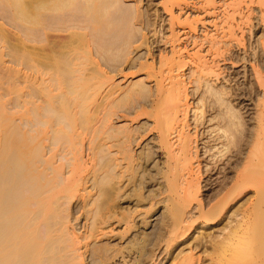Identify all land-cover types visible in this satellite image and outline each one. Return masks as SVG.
<instances>
[{"label": "rangeland", "instance_id": "374dc122", "mask_svg": "<svg viewBox=\"0 0 264 264\" xmlns=\"http://www.w3.org/2000/svg\"><path fill=\"white\" fill-rule=\"evenodd\" d=\"M10 1L0 0V139L5 140L4 137L6 136L8 141L16 145L19 150L27 147V149H30L29 151H34V145L37 150L43 148L42 153L44 151L43 155L47 158L51 156L50 154H56L55 161L52 160L53 165L55 164L52 166V170L56 172L60 169L58 171L60 174H57L56 179H54L59 181L61 177L60 180L65 179L66 185L68 183L69 186H73L75 182L78 185L76 188L74 185L73 189L75 188V191L61 192L57 195L58 198L62 197L56 204L58 211L55 219L57 226L60 222H63L62 224L65 226L61 225L64 228L62 230H66V236L63 239L66 238L67 241L64 240V243L70 244V239L73 243H78L79 248L75 247L77 251L79 250L77 253L80 254L81 259L78 263L182 264L186 262L185 258H191L195 264L215 263V259H212L210 254H213V245H217V242H219L217 241L215 244L214 241L221 240L223 237L221 234L224 233L222 228L228 218L224 215L221 219L215 220L216 225L209 226V224L216 222H206L204 218H200L199 205H202V209L205 206V211H209L221 201L220 198H211L213 191L217 190L214 179L215 182H218L221 175L215 174L209 179L207 174L204 173L206 164H213L217 158V155L212 158L210 155L214 154L220 146L208 153V148H205V142L208 140L201 137L203 130L198 134L202 140L198 141L197 147H199L196 156L194 155L195 145H193L190 167L193 176L188 181L192 180L193 183L199 184V191L192 193L190 204L182 208L180 203H177L176 198L173 200L172 196L170 197L172 193L168 191V184L172 178L168 177L166 152L160 149L158 131L155 129L154 124L155 120L153 115L150 114L152 112L150 105L154 100L155 85L154 81L147 77L149 72L147 65L151 67V60L157 59L158 61L159 57L172 62L171 65L173 66L170 67L173 68L176 79L182 82L181 89L187 96L184 103L188 107L186 118L179 115L176 127H179L178 130H182L184 136L188 134L193 137L195 125L193 108L200 105L199 99L206 96L204 89L193 83V77H191L195 67L193 61L205 58L203 60L208 61V65L213 66L214 69H217L216 65L223 68L221 63L213 64L206 51L209 47L208 39L217 40L223 33L228 32L224 13L229 9L224 5L229 4L230 0H171V2L165 0H110L115 5L111 12L114 24L108 29V32L106 30L101 31V33L95 32L92 35L93 37L87 39L92 40L91 43L94 42L99 50L100 62L102 63L100 71L104 79L106 78L108 81L104 86L103 90H106L103 92L102 98H99L98 103L101 104V107L104 106L101 108L98 118H102L103 114L110 111L107 109L108 103L106 98V101H104L103 95L111 88L113 95L115 94L114 98L112 96L113 99L110 100L114 102L112 105V113L114 114L105 121L106 124L104 123L103 126L95 120V122L90 123L92 120L89 117L95 107L91 105L88 96L87 110L85 108V113L82 115L80 113V116L77 115V129H81L77 131L81 135L73 140L69 148L68 145L60 144L54 152H50L48 148L45 149L44 147V143L45 146L49 144L47 140H49L50 134L47 135L48 137L45 136V141L40 139L31 141L32 136L29 132L31 130L32 113L42 114L40 112L43 111L41 107L44 108L42 104L45 101V105L49 100L45 96L48 94L46 92L48 87H52L56 91L49 88L50 91L52 90L51 99L54 97L51 100V105H54L52 108L55 107L54 110L57 112L56 106L60 104L58 99L62 96L55 88L60 82V84H64L65 81L70 83L72 79L74 80L73 76L76 75L75 80H82L79 84L81 82H89V84L91 82L92 84V79L90 80L92 74L90 73L94 70V65L91 67L89 64L84 63L83 71L81 70L82 73L80 72L78 75L72 71V69L78 70L75 67L72 68V64L68 66L64 63L65 66L63 65L65 60L69 61L71 58L78 57V55L83 57L81 52L83 50H78V48L81 49L82 47L83 43L81 41L83 42V39H85L83 37L85 32L83 34L82 31H77L76 26L73 27V24L74 22L75 25L77 23L78 28L83 31L84 28L85 30L88 27L91 28V16L94 15L93 9H91L92 13L89 12L93 14L91 15L87 13L88 11L86 12L88 9L85 8L91 2L86 3L85 0H78L72 7L67 9V12H63V14L66 13V16L62 15V18L70 15L68 18L73 20V23L71 21L72 24L66 22L70 21L67 18L62 19L58 16L60 17L58 20L56 15L50 16L51 18L44 16L41 18L40 25L38 24L35 28L36 33H33L35 32L34 27H31L33 31L29 32L32 29L24 21L25 16L30 11L32 12L33 6L36 7L35 5L45 4V2L48 3L52 0H18L19 3L23 2L24 6L27 5L23 12L16 10L14 3ZM245 1L248 2L249 0ZM256 5H250L249 9L244 8L240 14L234 15V21L229 22L235 25L242 24V26L233 27L236 39H239L244 45L249 46L250 44V48L252 47L254 52L261 54L260 43L264 38V7ZM115 10L119 13L116 14ZM43 23L47 24L46 27L43 26ZM69 24L75 29L68 28L70 27ZM79 24L84 28L82 27V29ZM252 26L256 27L253 29V33L250 32ZM46 29L50 38H47L44 34L47 33V31L45 32ZM183 30L188 32L187 37L184 36ZM89 31L87 30L88 33ZM249 36L251 37L249 38ZM24 37L29 41L27 42ZM32 39L34 41H30ZM242 47H238V50L233 49L236 52L235 55L243 56ZM34 60L36 62H33ZM68 61L66 63H74L73 60ZM35 63L37 67H35ZM31 65L34 67L32 66V68ZM63 67L64 69L66 67L72 68L70 71L72 74L66 72V77L68 76L67 78L71 80L64 78L63 81L62 76L65 75L64 72L68 69L64 71ZM34 68L35 70H33ZM248 70L251 69L248 68ZM238 71H240L239 85L243 87L247 83L243 78L242 71L244 70L239 68ZM43 72H47V74H43L42 78L41 73ZM60 73L62 76H60ZM89 76L90 78L86 79ZM54 77L56 78L53 79ZM42 79H44V83ZM52 82H55V85L50 86V83L53 84ZM66 84L69 86L68 83ZM217 84L214 86H217ZM73 85L70 83V86ZM232 85L233 83L230 85L225 83L224 88L229 91V87L231 88ZM110 86L112 87L110 88ZM196 87L200 89L197 88L196 90ZM33 102L35 105H30ZM245 103L249 104V102ZM70 104L72 103L69 102ZM235 104V102L230 103V108H233ZM32 106L37 111H31L33 110ZM250 108V118H254L255 111L252 106ZM235 112L238 114V108H235ZM149 114L152 116L150 117ZM212 116H215V114ZM249 121L254 126L255 121L252 119ZM80 123L83 124L82 126L86 130L79 126ZM183 124L189 125V128H183ZM97 129H99L100 134L98 139L93 141L90 137L92 133L90 130L96 131ZM125 136L129 140L127 139L128 141L124 142L122 139ZM109 139L111 140L109 141ZM117 139H119L118 143L120 144L117 143ZM175 140L173 139V142H175L174 149L178 147V142ZM29 142L31 143L29 144ZM127 142L128 144H124ZM120 145L122 147L119 152L117 146ZM206 146L208 145L206 144ZM57 151L61 152L58 153ZM121 151H124L123 153L127 155H125L124 160L121 159L123 154ZM117 152L121 153L120 156ZM60 153H63L62 156L65 153L67 154H65L67 162L60 160V158V161L58 160ZM93 154L96 158L95 161L91 159ZM72 157L76 158L72 159ZM25 159L26 156L22 153L16 156L17 172L25 166ZM127 159H129V162H127ZM23 175L25 176V172L21 177ZM178 180L179 187L184 188V179L180 178ZM209 181H212L213 185ZM170 199L172 200L170 201ZM258 200L259 198L254 194L249 195L243 201L233 204L231 212L243 203L245 204L242 209H246L247 206L256 204ZM188 227L190 230L182 235L181 233ZM63 233L61 237L64 235ZM210 235L214 238V241L210 239ZM218 236L220 239H218ZM207 255L209 256L207 257Z\"/></svg>", "mask_w": 264, "mask_h": 264}, {"label": "bare ground", "instance_id": "6f19581e", "mask_svg": "<svg viewBox=\"0 0 264 264\" xmlns=\"http://www.w3.org/2000/svg\"><path fill=\"white\" fill-rule=\"evenodd\" d=\"M76 1L78 0H52L48 3L45 2V4L35 5L36 7L33 6L32 12L30 11L27 16H25L24 21L27 22V25H29L30 29L34 27L35 32L33 33H36L35 28L40 23L42 17L49 16V18H51L50 16L56 15L59 20L60 17L62 18V15L66 14H63V12H67V9L72 7ZM85 1L86 3L88 1L91 2L88 3L90 6L87 5L89 7L85 6V8L88 9H85L86 12L88 11L87 13L91 14L93 11L94 14H91L93 15V17L91 16L92 23L90 22L92 24L91 28H87L88 31L90 30L92 32L89 31L88 33L83 26L82 27L84 28V31L79 29L78 24L76 23L75 25L74 22L73 27L76 26L75 28L77 31H82V33L85 32V34L83 33L84 35L82 34L85 39L82 37L83 42L81 41V43H83V48L81 45V49L78 48V50H83L81 51L83 57L77 54L78 57L70 59L73 60L74 63H66L68 60H65L63 61V65L65 66L66 64L69 66L72 64V68L75 67L78 69L75 71V69L73 70L71 68L75 74L77 73V75L80 72L82 73V69L85 66L84 63L89 64L91 67L94 65V70L92 69L93 71L91 70L92 73H90L92 74L91 78L90 76L88 78L84 77L86 79H92V84L91 82L90 84L89 82H81V84H79V82L82 80H75L76 75L75 77L73 76L74 80L72 79V82L70 81L71 85L74 84L73 86H70V83L66 81L64 84L62 83L63 85L60 84V82L55 88L61 93L60 96H62L60 99H58L60 100V104L58 103L59 106H56V110L60 111H57L58 113L54 110L55 107L52 108L54 105H51V100L54 98L53 97L51 99L53 88L51 87L52 90L50 91L51 88L46 85L48 87V89H46L48 94L46 93L47 95L45 96H47L49 99L47 100L48 103L45 104L46 107L44 105L45 101L42 104L44 106V108L41 107V109H43V111H40L42 114H37L34 112L32 113L30 122L31 130L29 132L32 136L31 141L38 139L44 140L45 136L48 137L47 135L50 134L51 136L49 135L50 138L47 140V142L49 141V144H46L45 146L44 143L45 149L48 148L50 152H54L56 149H58L60 144L68 145L69 148V146H71L73 143V140L81 135L78 132L81 129H77V115L80 116V113L81 115L85 113L88 96L90 98L91 105L95 107L93 112H91V116L89 117V119L92 120L90 123H93L95 120L100 122V125L103 126L105 121H107L114 114L112 113V105L114 102L110 100L114 98L115 94L113 95L111 88L112 86H110L111 89L106 91V93L103 95L104 101L107 100L108 103L107 109L110 111H107L105 114L101 112L103 116L102 118H98L100 110L104 106L103 105L101 107V104L98 103L99 98H102V94L106 90H103L104 86L108 81L106 78L104 79L100 71V67L102 65L100 62V52L94 45V42L91 43L92 40L89 41L87 38L93 37L92 35L95 32L101 33V31L105 30L108 32V29L114 24L111 12L115 5L114 2H111L110 0ZM165 1L171 2V0ZM10 2L14 3L15 6L13 4L12 5L16 8V10L22 12L27 6H24L23 2V4L21 2L19 3L18 0H11ZM253 4L264 7V0H249L248 2L245 0H230L229 4L224 5L227 6V9H229L224 13L225 24L228 25V32L223 33V35L217 40L208 39L209 47L206 51L207 54L210 56L213 64L221 63L223 68L220 65H216L217 69H214L213 66L208 65V61L203 60L205 58H200V60L197 59V62L193 61V64L195 65L191 73V77H193V83L199 87L201 86V88L204 89V93L206 94L204 98L199 99L200 105H198L196 108H193L195 112L193 137L188 134L184 136L182 130H178L179 127H176L178 124L177 120L180 117L179 115H182L181 117L186 118L188 107L187 104L184 103L187 96L181 89L182 82L176 79L177 77L173 74L174 70L171 68L173 66L171 65L172 62L159 57L158 61L157 59L151 60V67L147 65V68L149 69L147 77L152 79L155 85L154 100L152 101V105H150L152 112L150 114L153 115L155 120L154 124L155 129L158 131V143L160 145V149H163L166 152L167 168L169 173L168 177L172 178L168 184V191L172 193L170 194V197L172 196L173 200L176 198L177 203H180L182 208H185L190 204L192 193L199 191V184L193 183L192 180L188 181L189 178L191 179L193 176L191 175L192 173L190 169L193 156V145H195L194 155L196 156L198 153L197 149L199 147H197L198 141L202 140L199 138L198 134L201 130H203L201 137L208 140L205 142L208 145L206 146L205 144V148H208V153L220 146V148H217L214 154L210 155L211 158L217 155V158L215 157L216 159L213 164H206L204 173L207 174L209 179L215 174L221 175V177L218 178V182H215L214 179V185L217 187V190L213 191L211 194L212 199L220 198L221 201H219V203H217V205L212 207L209 211H205V206L202 209V205H199V217L204 218L206 222L215 221L219 218L221 219V217L224 215H226L228 218L225 226L222 228L224 233L221 234L224 238L222 237L221 240L215 239L216 241H214V238H212L211 235L209 236L211 237L210 239L214 241V243L219 241L217 242V245H213V252L211 250L213 254H210V256L216 261H214L215 263L213 264H264V38L260 43L261 54L254 52V49L252 47L250 48V44L249 46L247 44L244 45L239 39H236L237 37L235 36L236 33L235 30L233 31V27H239L240 25L242 26V24L235 25L229 22L231 20L234 21V15L240 14L244 8L249 9V6ZM91 9L93 10L91 11ZM118 11L115 13L117 14ZM115 13L113 12V14ZM68 17H70V15L66 17L67 20L69 19ZM66 18L63 17L62 19ZM69 20L70 21L66 22L72 24L73 20H71V18ZM45 25L47 24L43 23V26ZM71 27L72 26L70 25L68 28ZM255 28L256 27L252 26L250 32L253 33V29ZM31 31H33V29L29 30V32ZM46 31L47 33L44 34H46L47 38H50L47 29L45 32ZM183 31L184 36L187 37L189 35L188 32L185 30ZM250 37L251 36H249V38ZM36 38L37 37L34 39ZM28 39H30V37H28ZM28 41L29 40H27V42ZM30 41L34 40L32 39ZM195 42L193 43L196 44ZM59 43H61V41H59ZM57 45L56 47H58ZM241 46H243L241 48L243 51L242 57L235 55L236 52L233 50ZM90 47H93L94 50ZM33 62L36 61L34 60ZM58 65L59 64L57 63V66ZM32 66L33 65H31V67ZM35 67H37V65ZM239 68L244 70L242 71L244 74L243 78L247 81L243 87L239 85ZM248 68L251 70H248ZM66 69L67 71H65ZM66 69H64L65 77L60 73L63 81L64 78L68 79V76L66 77V75L71 71L69 67H66ZM33 70H35V68ZM41 74L43 78L47 72H43ZM55 78L56 77L53 79ZM42 80L44 83V79ZM52 83L53 84L50 83V86L55 85V82ZM66 83H68L69 86H67ZM225 83L229 85L233 83L231 88L229 87V91L224 88ZM215 84H217V86H214ZM199 87H196V90ZM256 95H258L257 98H255ZM42 96L45 97L44 95ZM69 102L72 103L70 104L71 107ZM233 102L236 104L233 105V108H230L229 104ZM245 102H249V104H246ZM30 105H35V103H30ZM251 106L255 111L254 118H250L249 115ZM32 107L33 110L31 111H37L34 106ZM235 108H238V114L235 112ZM102 110L104 111V109ZM150 114L149 116L151 117L152 115ZM213 114H215V116H212ZM250 119L255 121L254 126L250 123ZM82 125L80 123L79 126L81 127ZM183 125V128H189V125ZM82 127L84 130H86L84 126ZM91 130L90 132L92 133L90 134V137L93 139V141H96L100 131H98L99 129L96 131ZM4 138L6 139H0V264H79L78 261L80 259V254L77 253L79 250L77 251L75 248L78 247V243L76 244V242H74V244L71 239L69 240L70 244L67 245L64 243V240L65 242L67 241L66 238L63 239V237L66 236V230H62L65 226L62 224L63 222H60L61 224L58 222V226L55 223L58 211V206L56 204L60 201V197H62L60 196L58 198L57 195L61 192L75 191V188L78 187V185H76V182L73 184V186H69L68 183L66 185V182H64L65 179L60 180L61 175L59 176V181L55 180V176L60 174V172H58L60 169L56 172H53L52 170V166L55 165H53L52 160L54 159L55 161L54 157L56 154H50L51 156L48 155L50 157L47 158V156L43 155L44 151L42 153L43 146L41 147L42 149L37 150L35 145L33 146V148H35L34 151L32 149V151H29L30 149H27V147L19 150L16 145H14L11 141H8L6 136ZM175 138H177V140H175ZM127 139L128 138L125 136L122 140L125 142L129 140ZM173 139L178 142V147L176 149H174L175 142H173ZM110 140L111 139H109V141ZM118 141L119 139H117V143ZM30 143L31 142H29V144ZM124 144H128V142ZM117 147L119 148L120 152V148L122 146L120 145ZM124 151L121 152L123 153ZM119 152L117 153L119 154ZM19 153L25 155L26 159L24 162L25 166L21 165L23 166L22 170L17 172L16 169H18V166L16 167L17 163H15V158ZM61 154L63 153H60L59 157H57L58 160L60 158V160L63 161L67 158V154L65 153L66 155L64 154L63 156ZM125 155L126 154L124 153L122 154V160L126 158L127 155ZM115 157L116 155L114 158ZM75 158L72 157V159ZM91 159L95 161L96 158L94 154L92 155ZM128 160L129 159H127V162H129ZM65 162L67 161L65 160ZM38 165L41 166L39 167ZM24 172L25 176L23 175L21 177ZM180 178L184 179V188H180L177 183V181H179L178 179ZM209 182H211V185H213L212 181ZM74 185L75 188L73 189ZM252 194L259 198L256 204L253 203L254 205L249 207L247 206L246 209H242L245 204L243 203L236 210L231 212V206L233 204L243 201L245 197ZM172 199H170V201ZM226 210L228 211L226 212ZM214 224L216 225L217 222L209 224V226H214ZM189 230L190 228L188 227L181 234L183 235ZM62 233L64 235L61 237ZM221 234L219 235L220 237ZM219 236L218 239H220ZM208 256L209 255H207V257ZM185 260L186 262L182 264H195L191 258H185Z\"/></svg>", "mask_w": 264, "mask_h": 264}]
</instances>
